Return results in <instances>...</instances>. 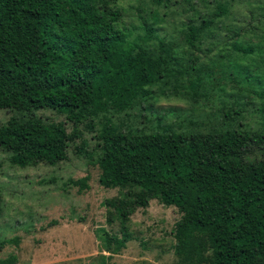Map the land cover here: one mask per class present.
I'll return each mask as SVG.
<instances>
[{
    "label": "trees",
    "instance_id": "obj_1",
    "mask_svg": "<svg viewBox=\"0 0 264 264\" xmlns=\"http://www.w3.org/2000/svg\"><path fill=\"white\" fill-rule=\"evenodd\" d=\"M168 1L142 0L141 23L125 27L114 0H0V109L9 112L0 149L12 166L52 165L75 139L88 156L80 128L95 131L98 183L119 191L102 201L119 234L99 229L102 250L123 247L129 216L155 199L179 212L178 264H264V32L254 41L222 33L226 1L206 15L188 1L195 14L160 34ZM149 99L209 112L176 127L140 115L149 125L134 126L128 113L151 109Z\"/></svg>",
    "mask_w": 264,
    "mask_h": 264
},
{
    "label": "rangeland",
    "instance_id": "obj_2",
    "mask_svg": "<svg viewBox=\"0 0 264 264\" xmlns=\"http://www.w3.org/2000/svg\"><path fill=\"white\" fill-rule=\"evenodd\" d=\"M141 1L114 0L122 10L120 21L125 27L139 25V16L146 15L150 6ZM188 1L202 15L212 11L216 1H226L229 11L219 17L218 23L222 33L232 28L245 33L241 37L246 40L254 41L255 34L264 32V0H169L166 7L158 8L163 18L157 24L160 34L174 32L181 22L195 14L189 9ZM147 103L152 110L134 109L128 113L134 126L149 125L140 115L151 124L158 115L162 123L176 127L180 121L203 119L209 112L208 108L175 99H149ZM36 114L46 120L65 121L62 114L49 109L38 110ZM8 116L9 112L0 109V123ZM247 121L252 126L258 125L256 117ZM65 127L69 132L71 127L66 121ZM97 128L95 125L94 129ZM80 130L88 156L76 151L74 145L79 139H75L67 148L66 158L52 165L12 166L7 153L0 149V241L10 240L0 246V259L13 255V264H178L172 253V229L179 212L155 199L129 216L126 229L130 238L123 247L116 252L102 250L97 237L99 229L118 234L116 221L111 225L105 221L102 201L118 195L119 191L98 183L95 131ZM79 178H85V187L71 183Z\"/></svg>",
    "mask_w": 264,
    "mask_h": 264
}]
</instances>
